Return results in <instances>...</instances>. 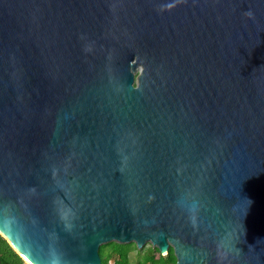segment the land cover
I'll list each match as a JSON object with an SVG mask.
<instances>
[{"label":"water","instance_id":"1","mask_svg":"<svg viewBox=\"0 0 264 264\" xmlns=\"http://www.w3.org/2000/svg\"><path fill=\"white\" fill-rule=\"evenodd\" d=\"M0 234L264 264V0H0Z\"/></svg>","mask_w":264,"mask_h":264},{"label":"trees","instance_id":"2","mask_svg":"<svg viewBox=\"0 0 264 264\" xmlns=\"http://www.w3.org/2000/svg\"><path fill=\"white\" fill-rule=\"evenodd\" d=\"M136 257L133 262L130 253ZM102 264H175L176 257L170 247L166 254H161L157 247L147 243L137 248L134 242H109L98 249ZM0 264H28L11 247L9 242L0 234Z\"/></svg>","mask_w":264,"mask_h":264},{"label":"rangeland","instance_id":"3","mask_svg":"<svg viewBox=\"0 0 264 264\" xmlns=\"http://www.w3.org/2000/svg\"><path fill=\"white\" fill-rule=\"evenodd\" d=\"M135 257H136V255H135V253L132 251V252L130 253V259H131V262H133V261L135 260Z\"/></svg>","mask_w":264,"mask_h":264}]
</instances>
